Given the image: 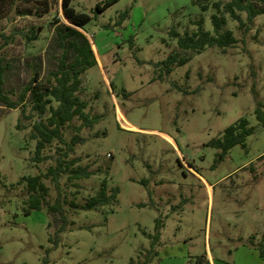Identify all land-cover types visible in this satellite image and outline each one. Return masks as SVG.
Segmentation results:
<instances>
[{
	"label": "rangeland",
	"instance_id": "1",
	"mask_svg": "<svg viewBox=\"0 0 264 264\" xmlns=\"http://www.w3.org/2000/svg\"><path fill=\"white\" fill-rule=\"evenodd\" d=\"M105 1L71 2L91 17L83 32L97 58L81 76L79 96L90 116H102L92 129L81 130L84 143L72 157L105 171L77 181L79 187L64 186V179L60 184L65 209L70 201L83 204L104 178L108 191L118 189L117 202L97 211L67 210L68 228L58 234L55 226L48 228L46 209L25 215L23 178L44 172L52 161L31 162L30 125L17 129L20 109L0 101V264L145 261L156 226H162L160 239L150 251L157 256L146 264H192L200 256L211 264H264L251 244L264 240V167L257 160L264 128L254 115L255 100L264 105V15L248 32L229 19L236 44L226 53L210 48L195 54L179 49L170 31L191 33V21L199 17L211 31L212 10L201 12L191 0H119L96 14V4ZM56 18L65 22L60 9L43 18L0 20V61L10 64L3 91L10 101H18L37 64L42 82L55 69ZM32 27L41 32L27 42L22 33ZM173 53L188 61L168 65ZM240 118L254 129L247 148L235 146L215 162L218 151L206 144ZM73 134L68 129L66 138ZM45 183L52 203L55 188Z\"/></svg>",
	"mask_w": 264,
	"mask_h": 264
},
{
	"label": "trees",
	"instance_id": "2",
	"mask_svg": "<svg viewBox=\"0 0 264 264\" xmlns=\"http://www.w3.org/2000/svg\"><path fill=\"white\" fill-rule=\"evenodd\" d=\"M119 0H106L98 2L95 6V13L100 14ZM193 5L198 6L201 12L212 10L210 21L212 30L203 28V19L199 17L191 21L196 26L195 31L185 32L180 35L172 29L170 35L177 40V46L181 50L201 54L206 49L216 48L226 53L228 48L236 44L231 30L227 29V23L237 22L239 28L244 32L250 30V26L256 17L264 15V0H191ZM72 0H0V20L13 21L16 18L34 17L43 18L53 11L60 9L64 23L58 18L54 19V49L60 51L56 59L55 69L50 71L45 81H40V64L36 65L33 76L21 89L18 101L12 102L3 91V84L10 64H1L0 61V101L9 109H20L16 128L26 129L30 125V131L26 135L27 140L34 141V155L31 162L41 164L52 161L44 172L36 176L23 178L26 183L28 194V209L24 214L28 215L31 210L46 209L50 217L48 228L55 226L56 233L67 230L69 220L67 210L75 213L78 211L100 210L106 206H115L117 202L118 189L112 188L108 191L107 179L104 178L94 195L88 197L83 204L70 201L68 209L64 208L65 199L61 191V180L64 179V186L68 184L79 187L77 181L89 179L93 175L104 172L105 169L98 167L91 170L86 164L82 165L79 157H72L77 145L84 143L80 136L83 128L92 129L102 116H90L86 112L88 104L83 101L79 93L82 91L81 76L88 67L97 64L93 44L87 37L83 28L91 20V17L84 13H77L71 7ZM245 18H242V14ZM128 11L124 12V17ZM41 32L39 27H32L22 36L27 42L36 41ZM12 39V36L9 40ZM9 43V42H8ZM188 58H179L177 53L167 58L168 65H183ZM110 87L115 86L110 83ZM122 96H129L124 90ZM254 115L258 124L264 128V105L255 100ZM80 122L74 125L73 121ZM27 123V124H26ZM28 127V126H27ZM72 129L74 134L66 138V131ZM254 129L249 126L246 118H240L223 130L221 135L209 141L206 146L216 149L215 162H221L228 152L235 146L246 149V139L253 135ZM53 149V155L47 151ZM264 167V152L258 157ZM253 164L248 168L253 171ZM108 170V169H106ZM108 171H106L107 174ZM50 181L56 191V198L52 203L49 201L50 188L46 185ZM77 193V192H75ZM73 193V195H75ZM112 211V210H111ZM155 227L154 236H149L153 242L150 248L154 249L160 239V229ZM253 239V238H252ZM53 242V239L50 238ZM56 242V240H54ZM251 244L258 250L259 257L264 261V240L261 243ZM148 251L146 260L142 261L139 256L128 264H146L151 257L157 256V251ZM140 255V254H139ZM192 264H211L206 256H200Z\"/></svg>",
	"mask_w": 264,
	"mask_h": 264
}]
</instances>
